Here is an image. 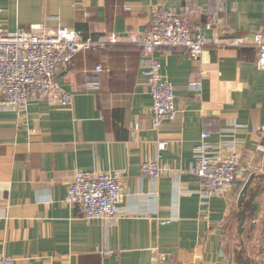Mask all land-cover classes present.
I'll return each mask as SVG.
<instances>
[{
	"label": "crops",
	"instance_id": "crops-1",
	"mask_svg": "<svg viewBox=\"0 0 264 264\" xmlns=\"http://www.w3.org/2000/svg\"><path fill=\"white\" fill-rule=\"evenodd\" d=\"M186 4L207 44L197 57L154 51L177 107L156 127L149 59L129 40L142 38L154 8ZM42 22L96 39L116 32L121 42L80 50L58 70L72 104L0 109V250L15 264H264L252 246L264 233V67L252 44L264 0H0L4 29ZM235 37L244 44L223 45ZM202 140L209 154L241 157L232 187L208 200L192 171ZM158 154L161 175H144L142 161ZM78 169L120 173L118 219L87 218L66 201Z\"/></svg>",
	"mask_w": 264,
	"mask_h": 264
},
{
	"label": "built area",
	"instance_id": "built-area-1",
	"mask_svg": "<svg viewBox=\"0 0 264 264\" xmlns=\"http://www.w3.org/2000/svg\"><path fill=\"white\" fill-rule=\"evenodd\" d=\"M191 6L182 11L164 7L154 8L142 38L131 35L129 42L139 47L149 62L143 69L152 96L151 112L156 127L177 113L176 94L172 82L162 71V62L153 56L160 46L186 48L193 57L199 56L206 44L200 24L190 15ZM121 42L116 32L103 38L83 36L77 28H52L42 23L6 30L0 23V109L13 108L26 112L30 102L48 99L60 104H72L74 94L62 88L57 81L60 68H68L80 50L112 48ZM222 44V43H221ZM244 44L239 37L226 40L223 45ZM258 50L257 64L264 67V32L258 30L252 42ZM97 70L102 66L98 65ZM211 136L204 132L202 138ZM167 145L158 143L159 151ZM208 144L202 140L195 144L197 159L192 171L202 179L201 195L208 200L217 193L230 189L240 172L241 157L232 151L223 156L207 152ZM157 157L142 161V173L157 178L162 166ZM123 196L121 175L116 170L78 169L67 190L66 201L87 218L116 220L122 215ZM0 264H15V257L0 250Z\"/></svg>",
	"mask_w": 264,
	"mask_h": 264
},
{
	"label": "rangeland",
	"instance_id": "rangeland-1",
	"mask_svg": "<svg viewBox=\"0 0 264 264\" xmlns=\"http://www.w3.org/2000/svg\"><path fill=\"white\" fill-rule=\"evenodd\" d=\"M251 235H249V236L247 235V239L249 237L252 238ZM252 246L254 248L253 249L254 257L257 258V256L260 255V251L264 250V233H263V231L261 234H259V236L257 238H253Z\"/></svg>",
	"mask_w": 264,
	"mask_h": 264
},
{
	"label": "water",
	"instance_id": "water-1",
	"mask_svg": "<svg viewBox=\"0 0 264 264\" xmlns=\"http://www.w3.org/2000/svg\"><path fill=\"white\" fill-rule=\"evenodd\" d=\"M59 76H61V75H59ZM247 185H248V183H247Z\"/></svg>",
	"mask_w": 264,
	"mask_h": 264
}]
</instances>
